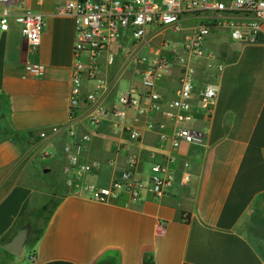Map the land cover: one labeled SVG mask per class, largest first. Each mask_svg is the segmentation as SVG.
Returning <instances> with one entry per match:
<instances>
[{"label": "crops", "instance_id": "1", "mask_svg": "<svg viewBox=\"0 0 264 264\" xmlns=\"http://www.w3.org/2000/svg\"><path fill=\"white\" fill-rule=\"evenodd\" d=\"M69 1L27 0L25 10L45 20L38 51L13 20L8 31L0 29V264H15L17 256L4 245L28 226L23 212L34 200L30 187L9 185L11 172L46 169L61 172L63 194L29 259L17 264H264V30L254 44L232 41L226 29L210 37L214 58L195 66L197 92L208 84L219 90L212 114L196 115L195 127L207 134L203 146L172 147L175 123L162 113L131 110L124 119L108 113L96 126L81 111L77 131L92 136L82 161L92 171L78 179L74 170L64 173L70 140L50 132L71 123L75 20L60 14ZM27 63H41L43 76H29ZM121 68L117 60L101 75L137 81ZM179 76L176 67L158 85L163 110L176 98ZM85 85L87 92L92 83ZM149 120L164 128L146 131ZM132 129L141 130L142 138H132ZM131 156L140 162L135 177L148 186L152 166L174 159L175 180L164 197L142 192L140 209L129 207L127 196L113 203L86 197V186L100 189L122 180Z\"/></svg>", "mask_w": 264, "mask_h": 264}, {"label": "built area", "instance_id": "2", "mask_svg": "<svg viewBox=\"0 0 264 264\" xmlns=\"http://www.w3.org/2000/svg\"><path fill=\"white\" fill-rule=\"evenodd\" d=\"M26 3L27 0H0L3 7L0 29L8 31L13 20L31 48L38 51L45 20L42 14L25 10ZM60 14L75 20L71 123L55 126L50 132L55 136L66 135L70 140L64 148L68 156L64 173L71 174L74 170L78 179L92 171L82 161L92 136L78 133L76 125L81 115L97 126L108 113L120 119L131 110L140 116L162 113L175 123L172 147L178 148L183 143L203 146L207 134L195 127L196 115L212 114L219 90L216 85L208 84L197 92L194 77L196 64L214 58L208 47L210 37L219 29H226L232 41L254 44L260 41L264 30V0H71ZM117 60L122 63L121 72L132 71L137 81L129 82L115 102L113 96L120 80H109L101 72L105 65L114 66ZM176 67L180 68V87L176 98L169 103L170 109L163 110L164 99L158 85L172 76ZM222 69L218 66L217 72ZM25 71L39 78L43 76L44 66L27 63ZM85 83H92L87 92ZM144 128L153 131L164 127L149 120ZM46 136V132L41 133L42 138ZM142 136L141 130H131L132 138ZM139 163L136 156L129 157L122 180L100 189L86 186L83 188L86 197L113 203L127 196L128 206L134 209L143 206L142 192L164 197L175 180L170 167L174 159L167 157L165 163L152 166L150 186L135 177Z\"/></svg>", "mask_w": 264, "mask_h": 264}, {"label": "rangeland", "instance_id": "3", "mask_svg": "<svg viewBox=\"0 0 264 264\" xmlns=\"http://www.w3.org/2000/svg\"><path fill=\"white\" fill-rule=\"evenodd\" d=\"M126 89L127 81L126 79H122L118 90L113 96V101L116 102L119 93ZM11 176L12 180L9 181V185L15 181V183L30 187L34 192L33 202L23 212L22 221L28 220L27 227L30 228V233L24 255L16 257L15 264H17L18 261L19 263H23L29 259L30 250L42 233L53 209L58 204L63 190L59 181L61 179V172H11Z\"/></svg>", "mask_w": 264, "mask_h": 264}, {"label": "water", "instance_id": "4", "mask_svg": "<svg viewBox=\"0 0 264 264\" xmlns=\"http://www.w3.org/2000/svg\"><path fill=\"white\" fill-rule=\"evenodd\" d=\"M49 169L45 170V173H48ZM30 228L24 227L20 229L9 241L4 245V248L8 250L9 252L15 254L16 256H23L25 253V247L27 240L29 238Z\"/></svg>", "mask_w": 264, "mask_h": 264}, {"label": "trees", "instance_id": "5", "mask_svg": "<svg viewBox=\"0 0 264 264\" xmlns=\"http://www.w3.org/2000/svg\"><path fill=\"white\" fill-rule=\"evenodd\" d=\"M16 138V140L18 139V136H16L15 137ZM53 212V211H52ZM52 214V213H51ZM20 230V229H19ZM42 234V233H41ZM41 234H40V236L37 238V240L34 242V245L32 246V248H34L35 246H36V244L38 243V241H39V239H40V237H41ZM31 248V249H32Z\"/></svg>", "mask_w": 264, "mask_h": 264}]
</instances>
